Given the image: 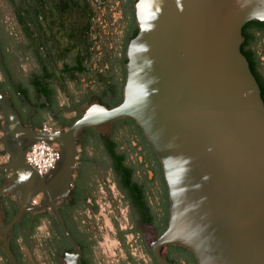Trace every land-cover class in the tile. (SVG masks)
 I'll use <instances>...</instances> for the list:
<instances>
[{
    "label": "water",
    "instance_id": "1",
    "mask_svg": "<svg viewBox=\"0 0 264 264\" xmlns=\"http://www.w3.org/2000/svg\"><path fill=\"white\" fill-rule=\"evenodd\" d=\"M136 20L118 105L93 104L66 129L34 132L0 93V154L7 156L0 169L14 173L0 197L12 195L18 205L7 225L0 222L9 263L18 264L9 248L13 224L49 209L72 246L63 263L82 264L57 207L69 197L75 140L87 127L129 117L152 145L168 188L167 227L150 243L155 262L170 264L160 248L177 244L197 264H264V103L240 51L243 26L264 22V0H137ZM37 141L59 146L54 167L41 175L25 161Z\"/></svg>",
    "mask_w": 264,
    "mask_h": 264
},
{
    "label": "flooded vegetation",
    "instance_id": "2",
    "mask_svg": "<svg viewBox=\"0 0 264 264\" xmlns=\"http://www.w3.org/2000/svg\"><path fill=\"white\" fill-rule=\"evenodd\" d=\"M136 2L0 0V93L9 100L22 127L52 133L68 128L93 104L111 108L121 103L128 43L138 32ZM241 33V44L248 39L246 59L264 98V22L249 21ZM2 138L0 110V151ZM75 142L76 165L69 197L57 201V207L67 231L80 246L81 263L102 264L94 245L98 200L102 198V203L118 212L125 210L124 227L112 223L119 244L131 235L149 264H155L150 243L167 227L170 200L152 145L129 117L87 127ZM0 159L1 167L7 156L0 154ZM13 176L11 169H0V190ZM34 200L37 203V198ZM42 211L53 216L49 209ZM17 212L14 196L0 197V222L7 225ZM32 214L23 213L12 226L9 248L18 264H35L24 253L33 247L29 241L35 232L28 235ZM43 223L50 232V221L37 227ZM3 240L0 235V264H10ZM49 240L39 243L43 251ZM49 242L54 245L48 252L50 263L54 264L52 257L57 253V264H64L63 254L71 250V244L62 233ZM129 245L128 261L109 264H141L131 257L136 247ZM160 254L170 264H197L192 251L181 245H164Z\"/></svg>",
    "mask_w": 264,
    "mask_h": 264
},
{
    "label": "rangeland",
    "instance_id": "3",
    "mask_svg": "<svg viewBox=\"0 0 264 264\" xmlns=\"http://www.w3.org/2000/svg\"><path fill=\"white\" fill-rule=\"evenodd\" d=\"M2 160V159H0ZM102 194V193H100ZM98 200L100 206L98 207V214L97 217L99 218L97 229V242L95 245V255L97 259L102 264H109L111 262L116 263L118 261H128L127 258L129 257V244H133L132 249L136 247L137 250L135 255L131 257L141 264H149V259L146 255H143V252L135 246L133 242V238L131 235H128L123 238L124 242L117 241V232L112 226L113 222H118L122 227H124V221L122 216H124V211L121 210L118 212L117 209L113 207H109L107 202L102 203ZM104 208V209H103ZM51 237V232H49L48 226L45 223L38 226L35 230V233L32 237V240L29 241L30 245L33 246L32 250L28 249V252L24 249V253L32 260L35 264H51L49 260L48 251H43L40 248L39 243L44 239H48ZM139 245L138 241L136 245ZM129 254V255H128ZM141 256L139 260L138 257Z\"/></svg>",
    "mask_w": 264,
    "mask_h": 264
},
{
    "label": "built area",
    "instance_id": "4",
    "mask_svg": "<svg viewBox=\"0 0 264 264\" xmlns=\"http://www.w3.org/2000/svg\"><path fill=\"white\" fill-rule=\"evenodd\" d=\"M59 146L57 143L37 141L31 144L25 153V161L38 174H45L51 170L57 159ZM36 200H32L34 204Z\"/></svg>",
    "mask_w": 264,
    "mask_h": 264
},
{
    "label": "trees",
    "instance_id": "5",
    "mask_svg": "<svg viewBox=\"0 0 264 264\" xmlns=\"http://www.w3.org/2000/svg\"><path fill=\"white\" fill-rule=\"evenodd\" d=\"M248 23L249 22H247L246 24H248ZM247 41H248V39L246 41H244L243 44H241L240 51H241V53L244 56H246V58L249 59L248 53H246V51H244V47H245ZM260 96H261V99H262V101L264 103L263 90H262V95H260ZM31 221H32V225H31V227L29 228V231H28L29 237H31V235H33V233L35 232V228L42 221H50V232H51V235H52V237H50L51 240L52 239L55 240V238H56L57 235H61V233L59 231V228L56 225V222H55L53 216L52 215H48V213H46L45 211H41V212H37V213L32 214ZM51 240H49V241H51ZM49 241H47V243H45L43 245L44 246V249L47 250L48 252H50L52 250V248L54 249V245L52 246ZM57 257H58L57 256V253L54 255V257H52V261L54 262V264H57V262H58L57 261Z\"/></svg>",
    "mask_w": 264,
    "mask_h": 264
}]
</instances>
